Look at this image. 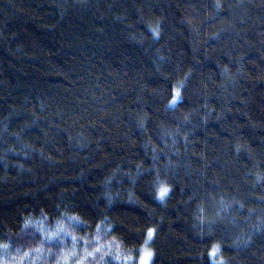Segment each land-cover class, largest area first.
<instances>
[{
  "label": "trees",
  "instance_id": "16d2710c",
  "mask_svg": "<svg viewBox=\"0 0 264 264\" xmlns=\"http://www.w3.org/2000/svg\"><path fill=\"white\" fill-rule=\"evenodd\" d=\"M144 246L264 264V0H0V264Z\"/></svg>",
  "mask_w": 264,
  "mask_h": 264
},
{
  "label": "rangeland",
  "instance_id": "374dc122",
  "mask_svg": "<svg viewBox=\"0 0 264 264\" xmlns=\"http://www.w3.org/2000/svg\"><path fill=\"white\" fill-rule=\"evenodd\" d=\"M45 231H46V230H45ZM62 233L65 234L66 237H69V238H72V237H73V236L68 232V230L66 229L65 226H61V227H59L58 232H57V235L62 234ZM57 235H56L54 232L49 233V232L46 231V236H47L48 238H50V239H52L54 236H57ZM72 240H73V239H72ZM72 242L74 243V241H72ZM76 243H78V242H76ZM74 245H77V244L74 243ZM145 250H149V249L147 248V246H144V247H143V250L141 251L142 253H141V256H140V263H139V264H142L141 257L143 256ZM149 260H150V259H149ZM149 262H150V261H148V264H149Z\"/></svg>",
  "mask_w": 264,
  "mask_h": 264
},
{
  "label": "snow or ice",
  "instance_id": "6c2138e0",
  "mask_svg": "<svg viewBox=\"0 0 264 264\" xmlns=\"http://www.w3.org/2000/svg\"><path fill=\"white\" fill-rule=\"evenodd\" d=\"M173 99L175 100V97H173ZM168 191V189L166 187H162L161 188V195H164L166 192ZM151 233H152V230L150 229L149 230V236H151ZM218 249L216 247L213 248V254H215V252L217 251ZM152 256V252L150 250H145L143 256L141 257V260H142V264H148V261L149 259L151 258Z\"/></svg>",
  "mask_w": 264,
  "mask_h": 264
},
{
  "label": "bare ground",
  "instance_id": "6f19581e",
  "mask_svg": "<svg viewBox=\"0 0 264 264\" xmlns=\"http://www.w3.org/2000/svg\"><path fill=\"white\" fill-rule=\"evenodd\" d=\"M119 255V254H118Z\"/></svg>",
  "mask_w": 264,
  "mask_h": 264
}]
</instances>
